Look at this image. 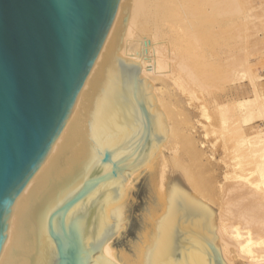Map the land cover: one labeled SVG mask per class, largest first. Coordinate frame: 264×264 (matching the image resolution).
Listing matches in <instances>:
<instances>
[{
  "label": "water",
  "instance_id": "1",
  "mask_svg": "<svg viewBox=\"0 0 264 264\" xmlns=\"http://www.w3.org/2000/svg\"><path fill=\"white\" fill-rule=\"evenodd\" d=\"M120 0H0V252L7 215L59 136ZM137 61L102 58L11 216L0 264H117L103 253L126 179L168 134ZM146 264H227L213 208L171 190Z\"/></svg>",
  "mask_w": 264,
  "mask_h": 264
},
{
  "label": "bare ground",
  "instance_id": "2",
  "mask_svg": "<svg viewBox=\"0 0 264 264\" xmlns=\"http://www.w3.org/2000/svg\"><path fill=\"white\" fill-rule=\"evenodd\" d=\"M255 2L261 3L259 9ZM262 4L264 0H120L59 136L7 215L0 259L11 216L50 157L95 65L118 55L137 61L140 75L151 81L168 134L126 179L121 223L103 253L117 264H146L169 193L181 187L213 208L227 264L237 259L264 264V90L258 81L261 59L254 48L247 53L245 45L248 22L264 16ZM247 89L251 94H245ZM142 174L145 207L135 235L117 248L114 240L127 224L126 200Z\"/></svg>",
  "mask_w": 264,
  "mask_h": 264
},
{
  "label": "rangeland",
  "instance_id": "3",
  "mask_svg": "<svg viewBox=\"0 0 264 264\" xmlns=\"http://www.w3.org/2000/svg\"><path fill=\"white\" fill-rule=\"evenodd\" d=\"M258 2V1H257ZM255 2L256 7L261 4L260 2L257 3ZM258 4V5H257ZM264 5V4H262ZM261 6V5H260ZM264 7V6H263ZM259 9V6H258ZM251 20V19H250ZM250 22V23H249ZM248 22L247 26V42L245 45H248V50L247 45H246V51L247 53L250 52L253 48V52L255 51L258 52V59H261L264 61V16H258L257 18L254 17L252 21ZM256 24V28L254 27V23ZM250 33L251 36H250ZM250 36V37H249ZM251 38V39H250ZM249 40V41H248ZM258 42H257V41ZM256 41V42H255ZM252 42V43H250ZM250 44V45H249ZM256 47H255V45ZM254 45V46H253ZM252 48V49H251ZM257 49V50H256ZM259 50V51H258ZM252 51L250 53H252ZM259 60V64L257 66L258 69V81L260 83L261 88L264 90V63L263 61ZM261 66H263L261 68ZM246 88H249V82L246 81ZM249 85V86H248ZM246 91V90H245ZM248 89H247V95L251 94L249 92L248 94ZM176 180H180L179 177L176 178ZM135 186L132 188L127 200H126V217H127V224L125 226V229L121 233L120 237L116 240H114V245L117 248H121L122 246L125 245L127 240L131 238L132 236L135 235V228L137 227L140 219V213H142L143 208L145 207L146 204V199H147V181H146V175L142 174L140 177L134 182ZM235 264H245L242 260L237 259L235 260Z\"/></svg>",
  "mask_w": 264,
  "mask_h": 264
}]
</instances>
